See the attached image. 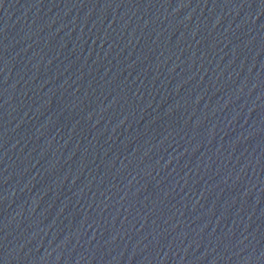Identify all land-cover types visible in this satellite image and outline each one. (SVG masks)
Instances as JSON below:
<instances>
[{
	"label": "water",
	"instance_id": "water-1",
	"mask_svg": "<svg viewBox=\"0 0 264 264\" xmlns=\"http://www.w3.org/2000/svg\"><path fill=\"white\" fill-rule=\"evenodd\" d=\"M0 264H264V0H0Z\"/></svg>",
	"mask_w": 264,
	"mask_h": 264
}]
</instances>
